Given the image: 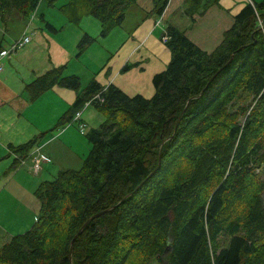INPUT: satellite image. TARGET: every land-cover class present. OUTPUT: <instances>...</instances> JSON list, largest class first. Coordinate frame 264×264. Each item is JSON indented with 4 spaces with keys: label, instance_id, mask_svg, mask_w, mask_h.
<instances>
[{
    "label": "trees",
    "instance_id": "1",
    "mask_svg": "<svg viewBox=\"0 0 264 264\" xmlns=\"http://www.w3.org/2000/svg\"><path fill=\"white\" fill-rule=\"evenodd\" d=\"M41 1L0 0V33L14 11L32 20ZM137 1L67 0L58 8L69 24L96 18L106 37ZM169 1L153 0L150 14L162 17ZM219 3L184 0V13L194 22ZM164 35L171 60L154 74L151 96L95 76L84 85L66 65L26 83L33 100L55 85L76 91L58 125L90 99L105 119L87 132L80 167L35 188L39 213L0 247V264H264V0L247 3L212 51L174 25ZM95 41L85 34L78 53ZM42 135L10 150L26 158ZM18 165L14 158L5 173ZM106 209L71 254L79 229Z\"/></svg>",
    "mask_w": 264,
    "mask_h": 264
},
{
    "label": "crops",
    "instance_id": "2",
    "mask_svg": "<svg viewBox=\"0 0 264 264\" xmlns=\"http://www.w3.org/2000/svg\"><path fill=\"white\" fill-rule=\"evenodd\" d=\"M45 1H41L31 24L19 12H13L8 21L15 20L11 26L18 27L11 47L24 36H30L31 41L7 56L0 70V232H4V240L33 224L41 205L35 188L61 169L79 167L91 148L87 132L105 119L91 104L82 109L80 119L58 125L61 114L74 102L76 91L55 85L33 100L26 83L50 68L66 65V73L86 75V81L95 76L103 85L114 83L130 95L151 96L155 92L154 74L171 60V52L162 40L168 25L184 30L196 45L212 51L241 9L260 0H220L194 22L184 13V0H170L160 18L150 14L153 0H138L128 7L122 24L106 37L100 35L101 24L96 18L87 16L79 25L69 24L65 16L66 20L54 16L59 1ZM22 19L25 27L19 21ZM85 34L96 40L89 48L100 45L102 49L96 65L91 57L83 55L87 51L77 54V44ZM74 63L89 68V72L82 75V68H74ZM126 64L131 67L122 70ZM80 120L87 123L85 134L80 131ZM40 134L38 144L49 161H43L38 173L32 171L28 159V165H18L6 174L15 158L10 144L18 145Z\"/></svg>",
    "mask_w": 264,
    "mask_h": 264
},
{
    "label": "built area",
    "instance_id": "3",
    "mask_svg": "<svg viewBox=\"0 0 264 264\" xmlns=\"http://www.w3.org/2000/svg\"><path fill=\"white\" fill-rule=\"evenodd\" d=\"M158 23H160V21H158ZM167 35H164L162 37L163 42H165L167 40ZM31 41V37L30 36H24L21 37L20 39H17L14 44L12 45V47L10 49L7 50H3L0 52V70L3 68V60L5 57L9 56L12 52H16L19 49H22L25 45H27L29 42ZM94 98H100L102 99L101 95L98 93L95 95ZM92 99L88 100L85 103V106L87 105H91ZM82 110H77L75 115H74V119H80V114H81ZM79 126L81 131H84L86 129L87 123L84 120H80L79 121ZM41 145L36 143L34 145V147L31 149L30 154L28 157L26 158H20L18 157V154L14 151H12V154L15 158H18L20 160V165L21 164H26L27 160L30 159V163L29 166L31 169H33L35 172H38L41 168V163L43 161H49V156L47 154H45V152H43L41 150Z\"/></svg>",
    "mask_w": 264,
    "mask_h": 264
},
{
    "label": "rangeland",
    "instance_id": "4",
    "mask_svg": "<svg viewBox=\"0 0 264 264\" xmlns=\"http://www.w3.org/2000/svg\"><path fill=\"white\" fill-rule=\"evenodd\" d=\"M47 2H49L50 0H46ZM45 1V2H46ZM57 1H59V6L58 7H60L62 4H64L67 0H57ZM54 11H53V13H54V16L55 17H58V16H63V19L64 20H66L65 19V17H64V15L62 14V12L60 11V9H53ZM14 12H18V11H14ZM34 19V18H33ZM33 19L28 23V24H31V22L33 21ZM30 20V19H29ZM19 21H21L22 22V25H23V27H25L26 26V24H25V22L23 21V19L22 20H19ZM13 23H15V20L13 21V22H7V25H8V27H2V32L0 33V35L2 36V34L4 35V40H3V43H4V46L5 47H7V49H10L11 48V46H10V42H11V40H12V38H13V35L15 34V33H17V30H18V27L17 26H15V25H12L11 26V24H13ZM11 26V27H10ZM30 26V25H29ZM5 29H7V30H5ZM27 29H28V26H27ZM20 50V49H19ZM87 51V52H86ZM84 52H86V53H84ZM83 53V55H87L88 57H91L92 58V60H93V65H96L97 64V61H96V59L98 58V57H100L101 55H102V49H101V47H100V45H94L92 48H88L87 50H85ZM14 53H16V52H12L11 54H10V56L12 55V54H14ZM77 54H79V53H77ZM5 58H8V57H5ZM4 58V59H5ZM85 60V59H84ZM5 61L3 60V63H4ZM73 62H77V61H73ZM83 64V63H82ZM74 68H82V75L83 74H87L88 72H89V68H83V67H81L79 64H77V63H74ZM86 75H83V76H81V79H82V82H83V84L85 85V84H87V82L90 80H88V81H86V77H85ZM102 99H103V97H102ZM87 102V101H86ZM88 106V105H87ZM83 108H85V104H84V106L83 107H81L80 109H78V110H82ZM81 131V130H80ZM88 130H87V127H86V129L84 130V131H81L82 133H84L85 134V132H87ZM38 143V142H37ZM34 147V146H33ZM32 147V148H33ZM83 160H84V158L82 159V163H83ZM30 162V161H29ZM43 163V162H42ZM42 163H41V168H42ZM82 163H81V165H82ZM19 165H20V160H19ZM26 165H28V162H26ZM80 165V166H81ZM79 166V167H80ZM41 168H40V170H41ZM76 168V167H75ZM39 170V171H40ZM32 171L33 172H35L33 169H32ZM38 171V172H39ZM38 172H35V173H38ZM58 173V172H57ZM56 173V174H57ZM56 174H54V175H52V176H50L49 177V179H52V178H54L55 177V175ZM11 238V236L8 238V239H5L4 240V232H0V247L5 243V242H7L9 239Z\"/></svg>",
    "mask_w": 264,
    "mask_h": 264
},
{
    "label": "water",
    "instance_id": "5",
    "mask_svg": "<svg viewBox=\"0 0 264 264\" xmlns=\"http://www.w3.org/2000/svg\"><path fill=\"white\" fill-rule=\"evenodd\" d=\"M160 164H161V156H160V159H159V164H158V166H157V168L160 166ZM105 211H107V209L106 210H103V211H100V212H97V213H95L94 215H92L89 219H87V221L84 223V225L79 229V231L77 232V234L74 236V238L72 239V242H71V254H72V251H73V242H74V240H75V238L80 234V232L82 231V229H83V227L93 218V217H96V216H98L99 214H101V213H103V212H105ZM169 247H167L166 248V250L168 249Z\"/></svg>",
    "mask_w": 264,
    "mask_h": 264
}]
</instances>
